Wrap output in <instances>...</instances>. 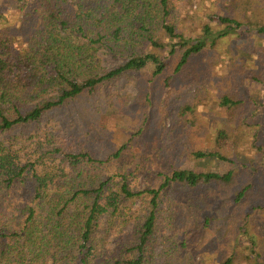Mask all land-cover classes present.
Masks as SVG:
<instances>
[{"label": "trees", "instance_id": "obj_1", "mask_svg": "<svg viewBox=\"0 0 264 264\" xmlns=\"http://www.w3.org/2000/svg\"><path fill=\"white\" fill-rule=\"evenodd\" d=\"M227 1L218 10L229 15H207L186 31L177 27L175 3L193 0H0V264H195L213 225L224 223L212 211L222 192L227 240L236 244L218 264H264V217L257 216L264 189L256 180L263 174L246 167L254 161L237 160L234 145L256 115L236 112L244 101L234 92L218 97L227 114L214 139L232 155L184 145L188 161H149L146 143L134 151L145 117L126 141L117 132L118 147L103 157L61 141L54 128L35 134L46 117L83 98L97 111L114 104L121 78L163 76L174 59L178 74L222 39L264 37L263 0ZM6 6L22 20L10 19ZM98 45L126 61L104 68L91 53ZM228 112H236L232 122ZM129 157L133 178L124 169ZM198 163L217 168L197 170Z\"/></svg>", "mask_w": 264, "mask_h": 264}, {"label": "rangeland", "instance_id": "obj_2", "mask_svg": "<svg viewBox=\"0 0 264 264\" xmlns=\"http://www.w3.org/2000/svg\"><path fill=\"white\" fill-rule=\"evenodd\" d=\"M192 3H175V21L179 29L186 27L189 28L186 31H190L193 24L199 27L208 21L207 15L210 14L223 12L229 15L226 10H218L221 4L228 3L227 0H193ZM259 5L264 4L259 1ZM5 11H8L10 19L22 20L24 17L17 10H11L7 6ZM259 19L264 22V11L260 12ZM64 20L68 25L71 24L72 11L65 12ZM212 28L217 30L214 24ZM162 36V32H156V38L160 39ZM221 42L211 54L205 50L191 59L178 74L173 73L176 63L174 59L170 70L163 76L151 77L147 71L143 75L121 78L119 98L114 104L109 107L102 105L97 111L90 98L88 101L83 98L69 108L46 117L38 127L41 132L35 134L42 135L46 129L54 128L57 134L63 137V140H59L72 147L95 149L99 152L98 155L103 157L118 147V140L114 141L117 132L122 135L119 139L126 141L130 132L136 131L145 117L143 134L134 139V151L137 155L140 154L142 149H138V145L143 147L146 143L144 148L149 153V161H178L180 157L185 159L183 151L188 146L184 145L198 150H221L223 155H232V148H226L224 140H214L215 131L220 124L218 117L225 118L227 114L220 112L218 97L230 90L238 99L244 101L236 112L242 115L249 113L247 116L254 112L253 115H256L248 126L239 130L241 135L238 140L235 139L234 145L240 155L237 160L243 157L242 161H254L245 163L246 167H256L263 174L256 176L258 187L263 190L264 164L261 161H264V37L249 38L242 35L227 41L222 39ZM93 47L97 50L91 52L92 55L101 60L104 68H111L127 59L104 49V46ZM80 58H84V55ZM253 75L261 81L251 84L249 81ZM163 80L167 81L166 85ZM146 94L149 95V101L145 98ZM187 107L191 109L185 112ZM236 112L232 117L231 112H228L231 122ZM182 113L184 116H181ZM187 120H194V124H184ZM33 129L37 130L35 127ZM101 133H104L105 137ZM129 160L125 161V174L129 172L128 177L133 178L132 162L135 159ZM185 161H188L187 158ZM204 168L212 171L216 170L217 165L198 163L195 167L197 170ZM224 196L222 192L220 200L212 208L216 218L222 216L221 221L224 223L216 222L213 225L209 232L208 245L199 246L194 254L195 264H218L223 253L236 244L234 239L227 240L228 222L224 216L225 212L220 211ZM257 216H260L258 220L262 221L264 214L260 212Z\"/></svg>", "mask_w": 264, "mask_h": 264}]
</instances>
